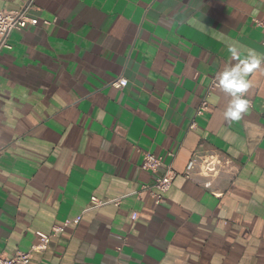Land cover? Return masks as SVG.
Segmentation results:
<instances>
[{
  "label": "crops",
  "instance_id": "0c3cea01",
  "mask_svg": "<svg viewBox=\"0 0 264 264\" xmlns=\"http://www.w3.org/2000/svg\"><path fill=\"white\" fill-rule=\"evenodd\" d=\"M27 5L38 25L0 52V254L81 217L32 264H264V65L239 122L220 87L195 119L239 62L230 46L264 57V0H0ZM216 150L237 171L216 182L222 197L183 175ZM146 152L177 173L160 205L143 189ZM92 197L120 205L89 209Z\"/></svg>",
  "mask_w": 264,
  "mask_h": 264
},
{
  "label": "built area",
  "instance_id": "2783aa9c",
  "mask_svg": "<svg viewBox=\"0 0 264 264\" xmlns=\"http://www.w3.org/2000/svg\"><path fill=\"white\" fill-rule=\"evenodd\" d=\"M27 9L28 5L18 11L0 10V52L11 47L10 38L14 32L26 29L28 26L38 25V19L31 18L27 13ZM255 23L257 27L262 28L264 31V19H255ZM262 44L264 46V34ZM111 85L117 89H123L128 85V80L120 77L113 81ZM218 88V81L213 80L196 109L195 119L204 116L208 112L210 107L208 99L212 92ZM196 127L197 123L193 120L190 129L195 130ZM143 156L141 169L155 175L154 183L143 187V189L150 190V195L155 200V203L160 205L165 201L167 193L171 190L177 173L171 165L164 166L162 158L149 152L144 153ZM163 166L164 170L161 173L160 170ZM236 172L235 162L225 153L217 150L196 151L188 162L183 175L187 180L200 185L215 196L222 197L223 193L215 186L216 182L222 174H227L231 177ZM91 201L93 205L89 209H96L111 204L120 205L119 199L101 200L92 197ZM137 218L138 215L135 213L132 219L136 220ZM80 220L81 217H77L73 221H67L64 225H54L49 234L39 233V243L32 247L29 252L18 251L12 256L0 254V264H32L33 253L45 252L53 238L62 234L69 225L78 224Z\"/></svg>",
  "mask_w": 264,
  "mask_h": 264
},
{
  "label": "clouds",
  "instance_id": "9594fccd",
  "mask_svg": "<svg viewBox=\"0 0 264 264\" xmlns=\"http://www.w3.org/2000/svg\"><path fill=\"white\" fill-rule=\"evenodd\" d=\"M228 51L239 62L219 74L218 85L231 97L224 112L225 120L239 122L250 109V102L245 98L246 93L251 88L249 75L261 69V66L264 65V57L258 56L253 50H249L246 56L240 58V50L235 46H230Z\"/></svg>",
  "mask_w": 264,
  "mask_h": 264
}]
</instances>
